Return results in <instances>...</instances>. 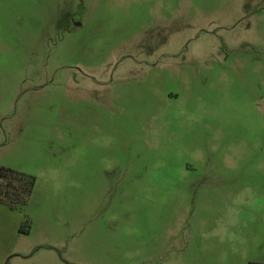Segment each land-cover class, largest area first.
<instances>
[{"label": "rangeland", "instance_id": "obj_1", "mask_svg": "<svg viewBox=\"0 0 264 264\" xmlns=\"http://www.w3.org/2000/svg\"><path fill=\"white\" fill-rule=\"evenodd\" d=\"M1 168L38 197L6 264H264L218 196L264 185V0H0Z\"/></svg>", "mask_w": 264, "mask_h": 264}, {"label": "crops", "instance_id": "obj_2", "mask_svg": "<svg viewBox=\"0 0 264 264\" xmlns=\"http://www.w3.org/2000/svg\"><path fill=\"white\" fill-rule=\"evenodd\" d=\"M78 27V24H77ZM227 172L237 173L238 169L228 168ZM224 171L223 175H227ZM242 173H248L247 169H243ZM264 172V170H260ZM224 181H227L223 179ZM36 186V184H35ZM257 191L254 190V194L248 195L239 192L237 186H229L227 184H220L218 186V196L221 198H226V194L230 193V204L231 207L227 205V212L231 218L233 226L241 223L243 225L247 223L255 224L260 221L258 235L262 240V249L264 251V185L256 186ZM35 188L33 194L23 211L12 210L3 202H0V264H6V261L9 257H19L21 259L31 258L33 252L30 248V241L27 239L29 234H22L20 232L21 227L23 226L25 219L29 218L32 224H35L36 216V204L38 203V197H35ZM254 197L257 199L254 200ZM41 221L42 218H39ZM236 227V226H235ZM236 237H243L241 234H233ZM237 239V238H235ZM247 240V234L245 238ZM60 244L56 242H47L45 245L38 246V250H47L51 252L49 254H57L61 249ZM11 257V258H12ZM7 264H13L11 261Z\"/></svg>", "mask_w": 264, "mask_h": 264}, {"label": "trees", "instance_id": "obj_3", "mask_svg": "<svg viewBox=\"0 0 264 264\" xmlns=\"http://www.w3.org/2000/svg\"><path fill=\"white\" fill-rule=\"evenodd\" d=\"M36 184L34 177L11 169H0V202L12 210L23 211L27 206ZM30 224L26 221L20 229L22 234L29 233ZM257 264V263H250Z\"/></svg>", "mask_w": 264, "mask_h": 264}]
</instances>
